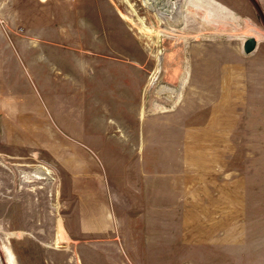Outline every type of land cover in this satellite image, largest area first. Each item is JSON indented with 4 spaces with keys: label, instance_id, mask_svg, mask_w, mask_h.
<instances>
[{
    "label": "rangeland",
    "instance_id": "obj_1",
    "mask_svg": "<svg viewBox=\"0 0 264 264\" xmlns=\"http://www.w3.org/2000/svg\"><path fill=\"white\" fill-rule=\"evenodd\" d=\"M206 1L0 0V57L5 38L16 58L34 40L101 46L139 65L141 91L138 123L117 117L132 144L90 147L114 233L79 224L73 177L99 170L85 147L0 121V264H264V0Z\"/></svg>",
    "mask_w": 264,
    "mask_h": 264
},
{
    "label": "crops",
    "instance_id": "obj_2",
    "mask_svg": "<svg viewBox=\"0 0 264 264\" xmlns=\"http://www.w3.org/2000/svg\"><path fill=\"white\" fill-rule=\"evenodd\" d=\"M0 29H6L1 19ZM6 39L0 57V121L4 129L25 132L39 145L53 149L68 144L66 141L85 147L99 170L84 165L73 177L82 185L77 192L80 201L88 204L79 224L85 233H114L113 199L104 160L90 147L132 144L117 117L135 115L139 121V65L112 59L101 46H67L44 40L22 43L20 52L15 50L16 58ZM12 69L15 77L10 74Z\"/></svg>",
    "mask_w": 264,
    "mask_h": 264
},
{
    "label": "water",
    "instance_id": "obj_3",
    "mask_svg": "<svg viewBox=\"0 0 264 264\" xmlns=\"http://www.w3.org/2000/svg\"><path fill=\"white\" fill-rule=\"evenodd\" d=\"M256 47H257V41L255 40V38L246 39L243 46L244 52L247 54L254 52Z\"/></svg>",
    "mask_w": 264,
    "mask_h": 264
},
{
    "label": "bare ground",
    "instance_id": "obj_4",
    "mask_svg": "<svg viewBox=\"0 0 264 264\" xmlns=\"http://www.w3.org/2000/svg\"><path fill=\"white\" fill-rule=\"evenodd\" d=\"M206 3L213 5L212 1L208 0V2L206 1Z\"/></svg>",
    "mask_w": 264,
    "mask_h": 264
}]
</instances>
